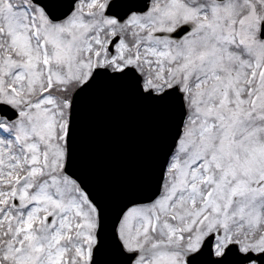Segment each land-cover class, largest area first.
Returning <instances> with one entry per match:
<instances>
[{
	"label": "snow or ice",
	"instance_id": "snow-or-ice-1",
	"mask_svg": "<svg viewBox=\"0 0 264 264\" xmlns=\"http://www.w3.org/2000/svg\"><path fill=\"white\" fill-rule=\"evenodd\" d=\"M0 264H264V0H0Z\"/></svg>",
	"mask_w": 264,
	"mask_h": 264
}]
</instances>
